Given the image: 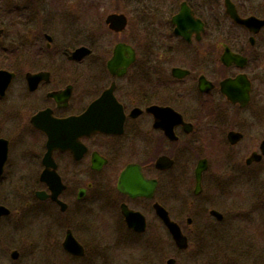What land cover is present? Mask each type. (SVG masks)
<instances>
[{
  "label": "flooded vegetation",
  "instance_id": "1",
  "mask_svg": "<svg viewBox=\"0 0 264 264\" xmlns=\"http://www.w3.org/2000/svg\"><path fill=\"white\" fill-rule=\"evenodd\" d=\"M87 1L0 0V264H216L215 189H259L264 222V0H132L109 57Z\"/></svg>",
  "mask_w": 264,
  "mask_h": 264
},
{
  "label": "rangeland",
  "instance_id": "2",
  "mask_svg": "<svg viewBox=\"0 0 264 264\" xmlns=\"http://www.w3.org/2000/svg\"><path fill=\"white\" fill-rule=\"evenodd\" d=\"M87 21L83 30L89 34L90 42L96 46L93 57L105 52L109 57L117 41H125L133 45V28L135 14L132 11V0H88ZM145 0L138 1V7H144ZM119 11L128 18L127 33L116 36L108 30L104 23L105 17L111 12ZM85 18V20H86ZM83 24V23H82ZM141 39L136 44L139 57H143L145 49ZM221 184L243 187L244 177L235 178L227 183L222 177ZM259 189H215L217 209L225 213L224 221L217 227L218 235L208 248L218 250L219 258L216 264H264V222L261 218ZM261 190V189H260ZM203 201V197L200 198ZM193 249V246H191ZM172 248V245H171ZM225 262V263H224Z\"/></svg>",
  "mask_w": 264,
  "mask_h": 264
},
{
  "label": "water",
  "instance_id": "3",
  "mask_svg": "<svg viewBox=\"0 0 264 264\" xmlns=\"http://www.w3.org/2000/svg\"><path fill=\"white\" fill-rule=\"evenodd\" d=\"M246 21L247 20L242 22H246ZM106 23L109 25V28L112 29L113 31L120 32L124 30L126 26V19L122 14H111L106 18ZM81 51H84V53L88 52L85 49H79L76 51V53ZM134 59H135V54L133 49L128 45H125L123 43H118L113 49L112 57L108 62V69L112 74L121 76L125 72L126 68L133 62ZM29 83H31V81H29ZM133 173H134L133 168L131 167L127 168L120 178L119 187L123 189H128L129 192L133 193V195H140V194L144 195L146 182L139 176L137 178L134 177ZM200 173H201V169L198 166L196 170L197 184L200 182ZM198 191L199 189H195V193H197ZM163 219L164 222L169 227L170 234L176 246L179 249L186 248L187 244L185 237H183V235L181 234L178 226L174 222L169 220V218L165 214L163 216Z\"/></svg>",
  "mask_w": 264,
  "mask_h": 264
}]
</instances>
